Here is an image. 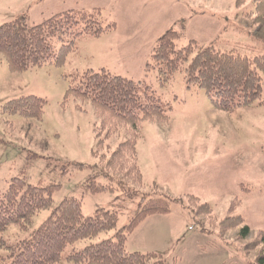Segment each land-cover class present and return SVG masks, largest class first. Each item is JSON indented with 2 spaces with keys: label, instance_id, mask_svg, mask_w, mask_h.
Listing matches in <instances>:
<instances>
[{
  "label": "rangeland",
  "instance_id": "1",
  "mask_svg": "<svg viewBox=\"0 0 264 264\" xmlns=\"http://www.w3.org/2000/svg\"><path fill=\"white\" fill-rule=\"evenodd\" d=\"M91 6L103 7L116 28L99 37H77L60 66L13 73L0 56V190L13 177L26 184L54 185L51 208L33 216L32 228L67 197L80 200L84 216L98 208L117 213L115 229L88 241L113 237L129 223L141 195L115 183L91 190V185L109 183L102 175L93 184L89 179L97 170L94 109L90 101L64 100L72 75L104 67L145 80L171 105L165 123H140L136 145L144 183L156 182L152 196L169 198V210L143 217L127 234L126 250L160 254L162 264H258L259 247L245 245L264 230V103L220 108L202 89L187 87L182 73L165 86L158 85L156 72L144 74L155 40L170 28L179 32V45L213 42L221 51L264 55V25L252 19L253 0L242 5L235 0H0V25L21 15L28 24L39 23L58 11ZM29 94L45 99L41 118L2 111L8 100ZM259 100L264 101V76ZM125 133L119 127L107 140L110 148L124 141ZM235 199L240 203L229 210ZM203 202L211 206V216L198 213ZM228 215H241L249 235L240 238L238 226L222 229L220 221ZM67 254L65 250L57 264H74L65 260Z\"/></svg>",
  "mask_w": 264,
  "mask_h": 264
},
{
  "label": "trees",
  "instance_id": "2",
  "mask_svg": "<svg viewBox=\"0 0 264 264\" xmlns=\"http://www.w3.org/2000/svg\"><path fill=\"white\" fill-rule=\"evenodd\" d=\"M244 0H235L242 5ZM252 19L264 25V0H253ZM109 13L100 6L69 8L58 11L39 23L28 24L24 15L0 25V56L10 72L18 73L48 64L60 66L75 48L80 36L99 37L116 28L108 20ZM178 31L167 29L154 42L144 65V74L156 72L159 86H165L177 74H184L187 87L202 89L213 104L220 108L247 104L259 100L264 76V55L248 57L231 51H221L212 43L202 47L195 40L179 45ZM90 101L96 122L93 124L95 144L92 154L97 158V170L90 176L108 178L107 185H91L92 191L111 188L135 189L141 203L129 223L116 229L113 237L97 242L88 241L99 233L115 229L116 211L96 209L84 216L80 200L67 197L50 209L48 216L32 228V218L41 210L51 208V187L54 185L26 184L13 177L6 189L0 190V264H57L65 250V260L74 264H162L160 254L129 252L126 236L145 216L169 210V198L152 194L157 184L146 185L139 168L137 130L141 122L153 120L165 123L171 109L145 80H132L115 75L104 67L86 69L72 75L64 100ZM45 99L22 95L2 105L7 114L41 118ZM119 127L126 138L114 148L108 138ZM130 182V184H128ZM154 195V194H153ZM188 198L198 200L188 194ZM233 210L240 201L235 199ZM232 201V202H233ZM198 213L211 216V206L203 202ZM222 229L241 227L240 238L249 235L250 228L241 215H228L220 221ZM84 243L81 247L76 245ZM259 247L255 257L264 264V230H258L246 249Z\"/></svg>",
  "mask_w": 264,
  "mask_h": 264
},
{
  "label": "crops",
  "instance_id": "3",
  "mask_svg": "<svg viewBox=\"0 0 264 264\" xmlns=\"http://www.w3.org/2000/svg\"><path fill=\"white\" fill-rule=\"evenodd\" d=\"M117 2V1H116ZM118 3V2H117ZM77 8H79V7H77ZM115 11H116V9H114Z\"/></svg>",
  "mask_w": 264,
  "mask_h": 264
}]
</instances>
